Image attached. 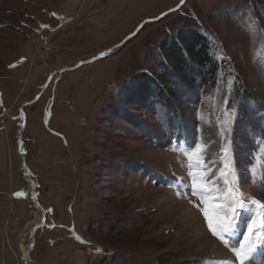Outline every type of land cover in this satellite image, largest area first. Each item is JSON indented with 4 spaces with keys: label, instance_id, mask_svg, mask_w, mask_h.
<instances>
[{
    "label": "rangeland",
    "instance_id": "rangeland-1",
    "mask_svg": "<svg viewBox=\"0 0 264 264\" xmlns=\"http://www.w3.org/2000/svg\"><path fill=\"white\" fill-rule=\"evenodd\" d=\"M180 5L0 0V264H241L232 250L254 217L264 219V0H186L122 44ZM193 29L222 65L212 88L167 84L173 111L151 97L145 77L169 67L185 79L162 44ZM19 141L45 214L28 263L42 213ZM225 178L227 187L238 180L248 205L227 247L203 216L223 202ZM249 243L264 245V232ZM244 264H264V246Z\"/></svg>",
    "mask_w": 264,
    "mask_h": 264
},
{
    "label": "trees",
    "instance_id": "trees-1",
    "mask_svg": "<svg viewBox=\"0 0 264 264\" xmlns=\"http://www.w3.org/2000/svg\"><path fill=\"white\" fill-rule=\"evenodd\" d=\"M162 49L164 61L188 71L189 74L183 79V76L176 73L175 69L172 68L170 71L169 67H164L163 72L155 75L156 77H145V87H148L151 97L158 98L159 102H162L168 109L174 111V106L164 95V87L167 84L170 86L173 84L178 88L184 86L191 92L197 88H212L215 85L218 70L222 63L214 59L211 54L210 42L197 30L180 31L176 38L165 41L162 44ZM143 94L144 91L142 90L140 95ZM244 94L245 92H243Z\"/></svg>",
    "mask_w": 264,
    "mask_h": 264
},
{
    "label": "snow or ice",
    "instance_id": "snow-or-ice-1",
    "mask_svg": "<svg viewBox=\"0 0 264 264\" xmlns=\"http://www.w3.org/2000/svg\"><path fill=\"white\" fill-rule=\"evenodd\" d=\"M185 0H180V4L183 5ZM55 15V14H54ZM40 97H37L39 100ZM0 107H2V103H0ZM225 143H228V138L225 136ZM225 169L229 168L228 163V155L227 150L224 152ZM230 175V173L226 172L225 177ZM224 183L226 185L224 190V200L222 203L213 204L209 207L216 209L215 215L211 214L209 211V207H205L203 210V216L207 221V229L210 232L212 237H215L218 241H220L225 247H227L228 241L226 236L230 235L232 232V228L235 224V220L238 217L239 213L244 210L248 205L244 202L243 194L240 193L237 195L239 191L238 180L237 183L232 184L231 187H227L228 180L225 178ZM203 188L204 185H201ZM192 195H195V189H193ZM209 194H211L209 190ZM16 196H23L24 193H16ZM207 204V201H203ZM253 205L260 204L259 201H251ZM264 208V205H260ZM257 232H264V219L253 218L251 223L248 225V235L244 237L245 243L240 246L239 249H233L232 251L235 253V256L240 258L241 264H244L245 259L253 256L257 251L258 247L264 245H256L249 243V241L255 236ZM77 239H79L77 237Z\"/></svg>",
    "mask_w": 264,
    "mask_h": 264
},
{
    "label": "water",
    "instance_id": "water-1",
    "mask_svg": "<svg viewBox=\"0 0 264 264\" xmlns=\"http://www.w3.org/2000/svg\"><path fill=\"white\" fill-rule=\"evenodd\" d=\"M185 2H186V0H185ZM181 6H182V5H180L179 7L175 8V9H172V10L166 11V12L163 13L158 19H155V20H146L145 22L142 23V25H140V26L137 28V30H136L132 35H130L129 37H127V39H126L122 44H124V43H125L127 40H129L131 37H134V36L139 32V30L142 28V26H143L144 24L149 23V22H153V21H157V20H159V19H161V18H163V17L169 15L170 13H172V12L178 10ZM122 44H121V45H122ZM121 45H120V46H121ZM110 54H111L110 52H107V53H105V54L98 55L97 57L92 58V59H90L89 61H86V62H84V63H78L74 68H70V69H67V70H75V69H77L78 67H80L82 64L88 65V64L94 63L95 61H97V60H99V59H102V58H105V57H107V56L110 55ZM56 72H58V71H56ZM56 72H53V73L51 74V76L53 77L54 74H55ZM48 83H49V82H48ZM36 101H37V97L35 98V100H34L33 102H36ZM33 102H29V103L27 102V103H24V104H22V106H21V108H20V113H21V116H22V119H23V122H22V125H21V130H20V133H19L20 138H21L22 133H23V131L25 130V127H26V119H25L26 116H25V114H24V112H23V109H24L26 106L32 104ZM18 151H19V154H20V156H21V158H22V170L24 171V178H25V181H26V179H27V180L31 183V186H32V191H31V198H32V201H33L35 207H38V208L41 210V212H42V217H43V219L45 220V214H44V211H43L42 207L40 206V203L38 202V198H37V194H36V188H35L34 181H33V180L31 179V177L28 175V170H27V168H26V164H25L24 151L22 150L21 141L18 142ZM26 183H27V182H26ZM44 225H45V222L43 221V223H41L39 226L35 227V228L31 231L30 241H31V239H33L32 237H33V235L35 234L37 228H40V227L42 228ZM28 254H29V252H28ZM28 257H29V255H28Z\"/></svg>",
    "mask_w": 264,
    "mask_h": 264
},
{
    "label": "bare ground",
    "instance_id": "bare-ground-1",
    "mask_svg": "<svg viewBox=\"0 0 264 264\" xmlns=\"http://www.w3.org/2000/svg\"><path fill=\"white\" fill-rule=\"evenodd\" d=\"M116 49H118V47H114V48H112V49H110V50H108L107 52H110V53H113V50L115 51ZM107 52H105V53H107ZM105 53H103V54H105ZM100 55H102V54H100ZM97 57V56H96ZM95 58V57H94ZM80 63H84V62H80ZM82 65H85V64H82ZM20 158H21V156H20ZM22 159V158H21ZM26 182L31 186V183L26 179ZM31 191H32V186H31ZM38 210H40L38 207H36ZM41 211V210H40ZM42 213V212H41ZM42 215V214H41ZM43 221L45 222V220L43 219V217H40V218H38L37 219V221H35V225H34V227L32 228V230L35 228V227H37V226H39L41 223H43ZM198 222H200L199 220H198ZM41 228V227H40ZM39 228H37V230H38ZM36 230V231H37ZM35 234H36V232H35ZM35 234L33 235V239H31V241H30V243H29V246H28V249H26L25 250V256H24V258H25V261H27V263H28V260H29V257H30V252L32 251V248H33V246H34V236H35ZM205 236H206V238L211 242V244L214 246V247H216L217 249H218V253H220L221 254V256H222V258L224 259H228L229 258V254L214 240V239H212L210 236H209V234L207 233V232H205ZM28 252H29V254H28ZM28 255H29V257H28Z\"/></svg>",
    "mask_w": 264,
    "mask_h": 264
}]
</instances>
